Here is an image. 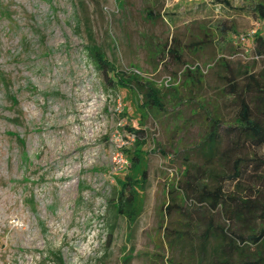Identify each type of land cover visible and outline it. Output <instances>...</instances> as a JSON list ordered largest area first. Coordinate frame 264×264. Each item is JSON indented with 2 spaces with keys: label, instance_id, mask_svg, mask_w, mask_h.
<instances>
[{
  "label": "rangeland",
  "instance_id": "obj_1",
  "mask_svg": "<svg viewBox=\"0 0 264 264\" xmlns=\"http://www.w3.org/2000/svg\"><path fill=\"white\" fill-rule=\"evenodd\" d=\"M228 1L0 0V264H264L254 248L213 254L221 241L204 230L225 218L186 185L221 170L201 141L209 116L232 122L224 75L264 65L251 49L264 22L250 9L264 0ZM93 44L153 82L164 108L140 117L94 66ZM129 126L143 128L147 167L133 222L110 201L135 147Z\"/></svg>",
  "mask_w": 264,
  "mask_h": 264
},
{
  "label": "trees",
  "instance_id": "obj_2",
  "mask_svg": "<svg viewBox=\"0 0 264 264\" xmlns=\"http://www.w3.org/2000/svg\"><path fill=\"white\" fill-rule=\"evenodd\" d=\"M218 2L230 5L228 0ZM250 9L259 22H264V1H254ZM253 36V59H264V32H254ZM89 49L94 55V66L105 78L134 95L133 102L140 110V117L142 110L164 108L161 91L153 82L116 69L98 45L93 44ZM223 79L222 91L236 106L232 122L225 123L217 116H209L211 121L201 141L205 160L220 165L221 170L210 169L212 185L203 181L193 184L191 180L186 185L198 189L199 201L210 211L219 209L225 218L223 225L216 228L208 224L204 230V242L209 236L221 241L213 254L234 251L246 254L253 248L252 254H264V65L259 70L245 66L228 69ZM129 130L134 133L135 143L130 155L127 154L130 166L124 176L117 179V195L110 201L116 214L133 222L143 208L147 167L142 148L145 143L143 128L129 126ZM226 180L230 185L224 184ZM165 208L169 211L171 205L166 204ZM52 255L53 264H62L59 254ZM213 258L212 264H230L225 256L214 255ZM261 259L244 264H259Z\"/></svg>",
  "mask_w": 264,
  "mask_h": 264
},
{
  "label": "built area",
  "instance_id": "obj_3",
  "mask_svg": "<svg viewBox=\"0 0 264 264\" xmlns=\"http://www.w3.org/2000/svg\"><path fill=\"white\" fill-rule=\"evenodd\" d=\"M168 81H169V78H167V79L165 80V83L167 84V83H168Z\"/></svg>",
  "mask_w": 264,
  "mask_h": 264
}]
</instances>
